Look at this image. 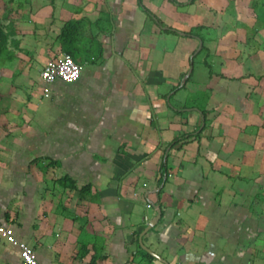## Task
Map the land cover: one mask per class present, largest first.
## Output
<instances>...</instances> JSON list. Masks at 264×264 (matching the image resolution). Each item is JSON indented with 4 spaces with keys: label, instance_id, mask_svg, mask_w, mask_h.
I'll return each instance as SVG.
<instances>
[{
    "label": "crops",
    "instance_id": "1",
    "mask_svg": "<svg viewBox=\"0 0 264 264\" xmlns=\"http://www.w3.org/2000/svg\"><path fill=\"white\" fill-rule=\"evenodd\" d=\"M0 37V226L40 262L264 264V0H0Z\"/></svg>",
    "mask_w": 264,
    "mask_h": 264
},
{
    "label": "built area",
    "instance_id": "2",
    "mask_svg": "<svg viewBox=\"0 0 264 264\" xmlns=\"http://www.w3.org/2000/svg\"><path fill=\"white\" fill-rule=\"evenodd\" d=\"M80 74L81 66L69 54H64L57 59L49 60L40 69L39 73L40 78L45 83L55 81L65 83L75 82L79 79ZM0 235L7 237L14 246L19 248L22 264H44L38 260L35 251L30 246L14 237L12 229L0 226Z\"/></svg>",
    "mask_w": 264,
    "mask_h": 264
},
{
    "label": "water",
    "instance_id": "3",
    "mask_svg": "<svg viewBox=\"0 0 264 264\" xmlns=\"http://www.w3.org/2000/svg\"><path fill=\"white\" fill-rule=\"evenodd\" d=\"M158 212V216L154 219H152L150 221V223L147 225V227L144 229V231L140 234L139 236V244H140V247L145 250L147 253H149L151 256L153 257H156V258H159L155 253H153L150 249H148L147 247H145L142 243V236L146 233V231H148L152 226H154L156 223H157V220L159 219L160 217V210L158 209L157 210Z\"/></svg>",
    "mask_w": 264,
    "mask_h": 264
},
{
    "label": "trees",
    "instance_id": "4",
    "mask_svg": "<svg viewBox=\"0 0 264 264\" xmlns=\"http://www.w3.org/2000/svg\"><path fill=\"white\" fill-rule=\"evenodd\" d=\"M4 44H5L4 39L0 37V53L5 50Z\"/></svg>",
    "mask_w": 264,
    "mask_h": 264
}]
</instances>
